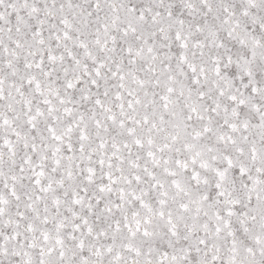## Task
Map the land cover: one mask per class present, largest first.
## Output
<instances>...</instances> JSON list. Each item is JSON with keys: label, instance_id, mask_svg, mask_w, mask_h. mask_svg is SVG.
<instances>
[{"label": "snow or ice", "instance_id": "obj_1", "mask_svg": "<svg viewBox=\"0 0 264 264\" xmlns=\"http://www.w3.org/2000/svg\"><path fill=\"white\" fill-rule=\"evenodd\" d=\"M0 264H264V0H0Z\"/></svg>", "mask_w": 264, "mask_h": 264}]
</instances>
